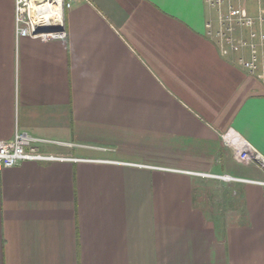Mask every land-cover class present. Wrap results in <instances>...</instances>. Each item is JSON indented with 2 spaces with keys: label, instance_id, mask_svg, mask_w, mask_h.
<instances>
[{
  "label": "crops",
  "instance_id": "obj_1",
  "mask_svg": "<svg viewBox=\"0 0 264 264\" xmlns=\"http://www.w3.org/2000/svg\"><path fill=\"white\" fill-rule=\"evenodd\" d=\"M217 16L205 0H89L42 42L17 38L0 0V143L22 132L62 158L0 170V264H264V165L224 141L264 159V86L208 35Z\"/></svg>",
  "mask_w": 264,
  "mask_h": 264
},
{
  "label": "built area",
  "instance_id": "obj_2",
  "mask_svg": "<svg viewBox=\"0 0 264 264\" xmlns=\"http://www.w3.org/2000/svg\"><path fill=\"white\" fill-rule=\"evenodd\" d=\"M15 1V31L17 38H33L42 42L61 40L67 37L65 14L75 3L89 0H45L58 1V9L43 10L42 3H31L28 0ZM259 3L258 16L244 14L240 6L231 0H205L208 7L218 15L219 30L214 32L212 22L207 24L208 35L215 37L220 44L227 45L234 53L242 54L238 61L240 66L251 76L258 78L264 86V60L258 55V47H264V31L251 30L248 40L241 38L235 41V34L245 27L264 25V0H252ZM249 50V58L243 52ZM227 145L236 149L240 162H255L264 165L262 159L251 146L236 132L224 135ZM44 140L16 132L12 141L0 143V170L15 167L22 162L51 161L62 158L47 156L40 151L39 145ZM236 142V143H235Z\"/></svg>",
  "mask_w": 264,
  "mask_h": 264
},
{
  "label": "bare ground",
  "instance_id": "obj_3",
  "mask_svg": "<svg viewBox=\"0 0 264 264\" xmlns=\"http://www.w3.org/2000/svg\"><path fill=\"white\" fill-rule=\"evenodd\" d=\"M31 3H42L43 2V10L46 11H54L58 9V1H49L45 2V0H28Z\"/></svg>",
  "mask_w": 264,
  "mask_h": 264
},
{
  "label": "rangeland",
  "instance_id": "obj_4",
  "mask_svg": "<svg viewBox=\"0 0 264 264\" xmlns=\"http://www.w3.org/2000/svg\"><path fill=\"white\" fill-rule=\"evenodd\" d=\"M164 91H169V88H159L160 98H162V99L166 95V93Z\"/></svg>",
  "mask_w": 264,
  "mask_h": 264
}]
</instances>
